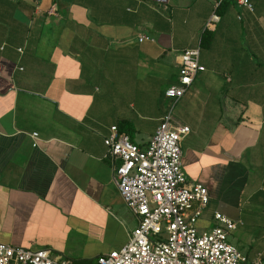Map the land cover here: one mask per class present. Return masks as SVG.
<instances>
[{"label":"crops","instance_id":"1","mask_svg":"<svg viewBox=\"0 0 264 264\" xmlns=\"http://www.w3.org/2000/svg\"><path fill=\"white\" fill-rule=\"evenodd\" d=\"M250 1L253 12L236 0H0V242L73 264L127 243L137 218L104 138L126 122L145 146L171 104L178 55L197 46L205 70L174 106L183 121L173 120L189 127L182 170L209 196L197 226L220 212L237 230L242 207L263 210L264 0ZM250 239L234 246L264 259V232L252 252Z\"/></svg>","mask_w":264,"mask_h":264},{"label":"built area","instance_id":"2","mask_svg":"<svg viewBox=\"0 0 264 264\" xmlns=\"http://www.w3.org/2000/svg\"><path fill=\"white\" fill-rule=\"evenodd\" d=\"M222 1L216 0V7ZM236 2L254 11L250 0ZM219 20L214 10L204 30L214 29ZM138 41L153 39L140 35ZM18 51L22 52V48ZM199 54L197 46L178 55L177 83L165 90L171 104L145 146L132 142L116 125L109 128L104 138L105 157L112 161L117 191L137 218V225L127 243L99 254L96 264H264L260 256L249 261L228 241L238 221L215 212L213 226L207 229L197 226L209 196L202 184L189 182L182 170L180 141L189 127L175 124L172 112L196 74L205 70ZM31 136L36 146L37 132ZM115 160L119 161L117 165ZM0 264H73V261L53 256L46 248L32 249L0 242Z\"/></svg>","mask_w":264,"mask_h":264},{"label":"rangeland","instance_id":"3","mask_svg":"<svg viewBox=\"0 0 264 264\" xmlns=\"http://www.w3.org/2000/svg\"><path fill=\"white\" fill-rule=\"evenodd\" d=\"M177 110L175 108L173 109L172 112V118L175 121L182 122V118L177 116ZM254 206V205H251ZM261 207V205H259ZM244 212H243V218H244V225L242 227H239L235 231H231L228 235V241L237 246L240 247V242L245 241L246 236L250 237L251 243L253 244L252 250L253 251L255 245L258 242V237L260 233L264 232V209H258L256 207H248V205H245L244 207ZM243 248L245 250L243 251V254L246 253L247 251V246L246 244L243 245ZM240 249V248H238Z\"/></svg>","mask_w":264,"mask_h":264},{"label":"trees","instance_id":"4","mask_svg":"<svg viewBox=\"0 0 264 264\" xmlns=\"http://www.w3.org/2000/svg\"><path fill=\"white\" fill-rule=\"evenodd\" d=\"M211 38H212L211 32L208 31V30H204V32H203V34H202V38H201V45H203V46H207V45L210 43ZM127 125H128V124H127L126 122L123 123V124L121 125V127L118 128V131H119L120 133H125V132H127V131H128Z\"/></svg>","mask_w":264,"mask_h":264}]
</instances>
